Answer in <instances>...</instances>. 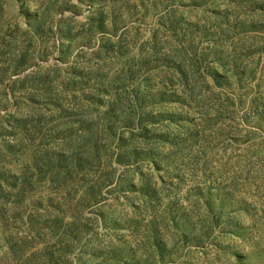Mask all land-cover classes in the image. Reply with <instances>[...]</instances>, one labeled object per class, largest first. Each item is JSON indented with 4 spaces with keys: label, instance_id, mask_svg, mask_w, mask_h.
Listing matches in <instances>:
<instances>
[{
    "label": "rangeland",
    "instance_id": "1",
    "mask_svg": "<svg viewBox=\"0 0 264 264\" xmlns=\"http://www.w3.org/2000/svg\"><path fill=\"white\" fill-rule=\"evenodd\" d=\"M0 264H264V0H0Z\"/></svg>",
    "mask_w": 264,
    "mask_h": 264
}]
</instances>
